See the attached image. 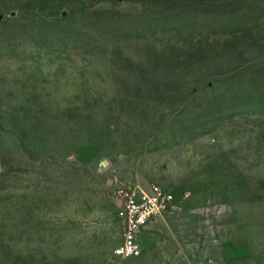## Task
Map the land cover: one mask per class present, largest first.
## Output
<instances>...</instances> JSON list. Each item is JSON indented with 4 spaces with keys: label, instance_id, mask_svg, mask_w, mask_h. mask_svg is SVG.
<instances>
[{
    "label": "rangeland",
    "instance_id": "obj_1",
    "mask_svg": "<svg viewBox=\"0 0 264 264\" xmlns=\"http://www.w3.org/2000/svg\"><path fill=\"white\" fill-rule=\"evenodd\" d=\"M181 261L264 264V0H0V264Z\"/></svg>",
    "mask_w": 264,
    "mask_h": 264
},
{
    "label": "built area",
    "instance_id": "obj_2",
    "mask_svg": "<svg viewBox=\"0 0 264 264\" xmlns=\"http://www.w3.org/2000/svg\"><path fill=\"white\" fill-rule=\"evenodd\" d=\"M103 160L101 166H107ZM119 201L118 214L125 224L123 242L116 247L115 253L122 257H138L142 254L140 232L153 217L161 215L170 206L174 197L158 184L149 188L139 185L119 187L116 191Z\"/></svg>",
    "mask_w": 264,
    "mask_h": 264
},
{
    "label": "crops",
    "instance_id": "obj_3",
    "mask_svg": "<svg viewBox=\"0 0 264 264\" xmlns=\"http://www.w3.org/2000/svg\"><path fill=\"white\" fill-rule=\"evenodd\" d=\"M142 252H143V249H142ZM164 257H160V256H158V262H171V263H174V262H177L176 260H171V259H166V260H164L163 259ZM167 258H171V256H168ZM182 262V261H181ZM182 263H185L186 264V262L185 261H183Z\"/></svg>",
    "mask_w": 264,
    "mask_h": 264
}]
</instances>
